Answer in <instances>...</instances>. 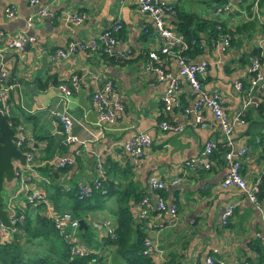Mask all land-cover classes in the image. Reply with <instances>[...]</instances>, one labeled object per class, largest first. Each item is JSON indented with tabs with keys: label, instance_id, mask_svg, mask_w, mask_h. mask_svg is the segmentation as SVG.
<instances>
[{
	"label": "crops",
	"instance_id": "1",
	"mask_svg": "<svg viewBox=\"0 0 264 264\" xmlns=\"http://www.w3.org/2000/svg\"><path fill=\"white\" fill-rule=\"evenodd\" d=\"M158 1L204 18L213 6L208 5L210 0ZM227 1L231 3V12L220 14L219 18L233 31L229 47L219 52L205 46L207 39L201 40L204 49L195 58L206 65L202 86L219 94L226 117L231 119L241 111V123L232 127L229 139L234 148L247 145L249 151L241 161L240 172L248 184L259 183L264 174V91L259 84L249 87L246 80L250 49L258 48L260 56L264 57V44H255L264 33L261 26L264 3L248 11L245 6L249 0ZM8 6L14 8L11 17L5 15ZM44 7L49 14L34 18L27 26V18ZM71 13L81 15L82 21L76 25L65 22V15ZM115 20L120 22L121 30L105 55L98 47L78 51L66 59L52 57L55 50L69 41H97ZM248 20L253 24L242 27V22ZM149 25L146 15L120 0H37L35 4L29 0H0V31L7 34L24 31L32 39L23 52L9 50L0 54V67L8 82L14 85L7 93L8 112L15 116L17 127L28 138L25 149L42 163L30 189H39L47 195L50 194L47 186L59 185L62 189L57 194L60 208L55 210L52 200L47 198V201L53 211L60 212L67 210L71 201L63 191L78 183L93 182L98 175L97 161L103 167L108 187L119 183L122 189L130 183L136 194H144L151 200L153 194L147 180L155 177L166 183L160 196L165 205L175 207L174 217L153 209L144 219H139V201L131 196L118 198L111 194L105 199L104 208L88 213L80 229H88L94 240L102 244L101 239L106 236L104 223L114 222L108 211L122 204L128 207L134 223L144 228L146 238L156 243L159 252L151 258L154 264H201L207 256L229 264H264V239L255 238V234L262 231L259 211L238 189L219 186L227 170L224 153H220L225 138L219 125L207 111L202 114L203 124L196 123L191 110L193 98L183 79L179 80L178 104L170 111L163 110L160 98L165 83L142 70L147 53L157 51L160 46L159 39H151L143 33V28ZM166 25L173 29L172 16L167 18ZM238 25L241 26L239 31L235 30ZM206 33L200 32L199 37L203 38ZM159 63L171 75L176 74L171 57H160ZM72 74L82 80L78 88L64 97L58 86L68 82ZM103 76L114 83L123 110L113 123L99 126L90 94L95 78ZM238 80L242 83L240 90L234 88ZM245 102L248 103L243 106ZM64 111L71 118V133L78 140L66 146L60 145L57 121V115ZM160 121L181 125L183 129L178 133L162 131L158 127ZM141 130L148 133L150 145L134 164L122 143L131 132ZM205 141L214 144L209 168H195L188 171L180 183L169 184L180 175L185 161L198 155ZM62 158H72L73 164L57 167L56 161ZM52 160L54 164L48 165ZM50 173L54 174L52 179ZM17 187L14 179L4 182L6 199L12 198L14 209L28 210L36 206L26 205L22 193H16ZM228 204L233 205L232 214L222 225L220 214ZM260 205L264 213V197ZM42 210H32L31 214L42 216ZM50 228L47 223L34 228L38 232L41 229L43 235L48 232L43 238L37 237L39 241L22 245L27 256L31 257L36 249L41 253L51 251V245L54 246L52 255L56 256L62 245L57 244L55 232L49 233ZM80 229L75 232L76 242L86 246L78 237ZM111 248L103 245L100 255L108 254Z\"/></svg>",
	"mask_w": 264,
	"mask_h": 264
},
{
	"label": "built area",
	"instance_id": "2",
	"mask_svg": "<svg viewBox=\"0 0 264 264\" xmlns=\"http://www.w3.org/2000/svg\"><path fill=\"white\" fill-rule=\"evenodd\" d=\"M29 2L35 4L37 0H29ZM120 2L133 5L140 13L146 15L150 20V25L143 28V33L151 39L160 40L158 50H151L147 53L142 70L145 73H150L157 80L165 83V89L162 97L160 98L163 110L170 111L172 107L178 104V85L179 80L183 79L186 81L193 98L191 110L194 114L196 123L201 125L203 124L202 114L204 111H207L213 120L219 125L225 138L222 146L225 148L224 160L227 164V170L220 180L219 186L221 188L234 187L238 189L241 191L243 196L250 203H252V205H254L260 213L262 223V231L257 232L255 237L258 239H264V213L261 210L260 200L257 198L258 182L248 184L240 172V164L249 151L248 147L247 145H242L238 148H234L229 139L232 127L241 123V111H238L231 119H228L222 110L221 99L218 93L209 91L202 86L199 78H202L206 65L201 61H193L187 55L182 53L186 48V42L166 25V16L171 15L173 12L169 4L158 0H120ZM257 2L258 0H252L254 8H256ZM228 9L229 5L225 4L216 8L214 15L222 13V11L227 12ZM13 14V6L5 8V15L7 17H11ZM48 14L49 12L47 7L35 10L34 13L27 18V26L30 25L34 18L47 16ZM81 21L82 16L79 14L71 13L65 15V22L70 24L76 25ZM262 22L264 24V19H262ZM110 28L111 31L104 30L97 41H69L63 48L55 50L52 57L66 59L78 51H86V49L94 50L98 49V47H102L103 51L108 53L115 43L114 33L120 30L121 24L118 20H115ZM31 40V37H29L24 31L13 34H7L0 31V54L9 50L14 52H23L25 47L32 42ZM257 41L261 43L264 42V39L260 38L257 39ZM227 43V38L223 36L216 39L214 45L219 51H223L228 45ZM160 54L169 55L174 59L176 74L171 75L170 73L164 71L163 67L159 65L158 56ZM247 74L249 87L259 84L261 89L264 91V59L253 58L250 61ZM95 79L96 80L93 82L90 94V103L96 113L97 124L99 126H102L103 124H111L123 110L122 100L111 79L104 76ZM81 80V77L72 74L68 78V82L61 83V85L58 86V89L65 97L74 89L78 88ZM12 86L14 85L8 83L5 71L0 67V112L5 116L8 114L7 93ZM234 87L236 90H240V82L236 81L234 83ZM247 103L248 102H245L243 106H246ZM57 121L59 123L58 134L60 135V145L66 146L78 142L76 137L71 133V118L65 111L57 115ZM158 127L162 131L172 133H178L183 129L181 125H174L168 123L167 121H160ZM11 141L15 148L19 151L20 148H23L20 152L24 155L23 164H19L18 162H15L14 164L13 179L18 182V189L16 193H22L23 202L26 203V205H43L45 212L42 216L49 219L52 227L57 231L58 235H60L61 238L69 245L70 255L83 256L88 252H93V250H87L84 245H79L76 242L77 236L75 232L78 229V219L75 218L68 210H62L60 212L53 211V208L49 205L47 201L48 199L43 191H40L39 189H30V186L35 181L37 168L40 167L42 163L37 162L34 153L26 149L24 150L28 138L24 135L20 128L16 127ZM149 145L150 138L148 133L141 130L131 132L123 141L122 148L132 159L133 163L137 164ZM213 149L214 144L211 141H205L198 155L185 161L181 167L180 175L172 179L169 184L180 183L183 176L190 170L195 168H209L210 155ZM47 164H54V160L48 161ZM72 164V158H62L57 160L55 163V165L60 168ZM96 169L98 175L92 183L94 188H100L99 179L100 176L103 175V167L99 161L96 162ZM147 184L152 191L153 200H151L148 196H143L140 199L139 204L141 205V208L138 212L139 219H144L153 209L161 210L174 217L176 214L175 207L173 205H165L160 196V190L166 186V183L155 177H150L147 180ZM76 187L78 198L88 197L90 195L91 187L88 184L78 183L76 184ZM12 202V198L8 197L5 199L6 204L4 209L7 212L9 227L2 225L0 222V242L8 241L14 232H18V226L23 225L24 214L22 212L24 209H14ZM15 210H18L19 213L16 214ZM232 210V204H228L223 209L219 218L222 225L228 221V218L232 214ZM104 225L105 234L110 235V237L113 238L114 227L111 221H106ZM143 245L144 253L150 258L159 252L156 247V243L149 238L144 240ZM190 264L197 263L194 262ZM201 264L229 263L218 261L210 256H207Z\"/></svg>",
	"mask_w": 264,
	"mask_h": 264
},
{
	"label": "trees",
	"instance_id": "3",
	"mask_svg": "<svg viewBox=\"0 0 264 264\" xmlns=\"http://www.w3.org/2000/svg\"><path fill=\"white\" fill-rule=\"evenodd\" d=\"M210 1L211 2H209L208 5H211L212 3L213 6L211 7L210 14L208 15L207 18L199 17L194 12L183 11L179 7L167 3L171 6L173 12L171 15L166 16V20L168 17L172 16V24L174 27L171 30H173L186 42V48L185 50H183L182 53L184 55H187L190 59L196 62L197 59L195 57L198 56L204 49V44H202L201 40L207 39V41L204 42L205 46L213 49L215 48L217 51L219 50L214 45L216 39H219L220 37L223 36L226 37L228 41L227 43L228 45L226 46V48L229 47L231 43V34L233 33V31L227 29L219 18L220 14H227L231 12V8H232L231 3H229L227 0H210ZM263 3L264 0H258L256 8L258 5H261ZM225 4L229 5L228 11L227 12L222 11V13L214 15L216 8L221 7ZM252 7L254 8L252 4V0H249V3L248 5L245 6V8L246 10L249 11V8L251 9ZM252 24L253 23H251L250 20H248L242 22V27ZM261 26L263 27V31H264L263 22ZM240 28L241 26L238 25L235 27V30L239 31ZM106 30L111 31L110 26H108ZM120 30L114 33L115 42ZM205 31H207L206 35H204L203 38H200L199 37L200 32L205 33ZM260 38L264 39V33H263V37ZM255 44L262 45L264 44V42L259 43L256 40ZM87 50L88 49H86V51ZM98 50L103 55L106 54V52L103 51L102 47ZM225 50L219 52H224ZM164 56L171 57L169 55L160 54L158 56V60L160 57H164ZM248 56H249L248 67L250 65V61L253 58L264 59L263 56H260L258 48L250 49ZM159 65L162 66L160 63ZM201 79L202 78H199L202 84ZM238 81L240 82L242 88L241 81L240 80ZM246 81L248 84V74ZM221 107L223 110V106ZM258 108H260L259 105ZM5 118L6 121L8 122V125L12 129L11 138H13L14 130L18 125V121L15 118V116H13L9 112L8 115L5 116ZM240 119H241V115H240ZM21 149L23 148H20V151ZM26 150L29 149L26 148ZM224 151L225 148H222L220 153H224ZM49 176L52 179L54 177V174L50 173ZM99 182H100V188H94L92 182L88 184L91 187L90 195L88 197L78 198L76 185H74V187L70 188L68 191H63V193L67 195L71 200L70 203L68 204L67 210L70 211L71 214L78 220L80 219L82 221H85L90 211L104 208V201L111 194H116L118 198H120L121 196H124L125 198L131 196L135 201H140V199L143 196H145L144 194L141 193L136 194L131 188L130 183H127L125 186L122 187V189H121V184L119 183L108 187L109 182H106V179L104 180L103 175L100 176ZM47 187H49L50 189V194H47L48 197L45 192L44 194L46 195L47 198L52 200L54 208H59V199L57 197V194H60V190H62L61 187L55 184H51ZM3 191L4 190H2L1 192V195L3 196V202L1 204V207L5 208L6 203H5ZM262 197H264V174L261 176V181L258 183V192H257V198L260 200ZM30 208H31L30 211L39 208L41 209L43 208V205L37 204L36 206ZM30 211L28 212V210H24L22 212L24 214V220H23V225L18 226L19 228L18 232L17 231L14 232L8 241L0 242V264H89V263L99 264L102 259V255H100L99 252L103 248V245L112 247V250L114 251L115 255L118 258H120L125 264H154L152 259L147 254L144 253L143 242L146 239V233L144 232V228L141 225L134 223L132 215L128 207L125 205L120 204L115 209L108 211V216L114 221L112 222L114 225V230H113L114 237L112 238L110 237V235L103 236V238L101 239L102 244L100 243L98 244L94 240V237L90 232H88V229L83 230L82 228L78 230V237L80 239V242H83L86 245L85 248L87 250L94 251V253L88 252L83 256L70 255L69 245L61 238L60 235H58L57 231L52 227L49 219L44 216H40L38 213L32 216ZM15 212L16 214L19 213L18 210H15ZM45 223L51 225L49 233L55 232L57 237V239L55 240H57V242L59 243L61 242L62 247H60V249L59 248L57 249L58 251L55 257L52 255V252L54 250L53 245L50 246L51 251L47 250L46 252L41 253L39 252V250L36 249L34 250V254L31 255V257L27 256L25 254V250L23 249L22 245L25 243H31L38 236H40L41 238L47 236L48 231H45L43 235L41 229H39V231L41 232H38V230H34L36 225L45 224ZM51 243H53V241H51ZM34 245L36 246V244ZM24 257L26 258V260L23 261ZM196 263L200 264L199 262Z\"/></svg>",
	"mask_w": 264,
	"mask_h": 264
},
{
	"label": "water",
	"instance_id": "4",
	"mask_svg": "<svg viewBox=\"0 0 264 264\" xmlns=\"http://www.w3.org/2000/svg\"><path fill=\"white\" fill-rule=\"evenodd\" d=\"M12 129L6 121L5 115L0 112V222L9 227L7 212L1 207L3 196L1 192L4 188V182L13 180V169L15 162L23 164L24 155L15 148L11 141ZM83 225L82 220H78V228Z\"/></svg>",
	"mask_w": 264,
	"mask_h": 264
},
{
	"label": "rangeland",
	"instance_id": "5",
	"mask_svg": "<svg viewBox=\"0 0 264 264\" xmlns=\"http://www.w3.org/2000/svg\"><path fill=\"white\" fill-rule=\"evenodd\" d=\"M4 190V188H3ZM4 193V199H6V191H3ZM60 208V207H59ZM30 207L28 208V212L30 211ZM55 210H58V208H55ZM31 212V211H30ZM45 212V209L43 207V210L41 211V213L43 214ZM38 227V225L35 226V228ZM39 238H41L40 236H38ZM35 240L39 241V239H37V237L35 238ZM57 244H61V242H57ZM25 250V249H24ZM34 251V250H33ZM112 251V252H111ZM111 251L109 250L108 254L102 255V259L100 261L99 264H125L120 258H118L115 253H113V250L111 248ZM94 253V251H93ZM25 254L27 255V251L25 250ZM26 260V258H23V261Z\"/></svg>",
	"mask_w": 264,
	"mask_h": 264
}]
</instances>
